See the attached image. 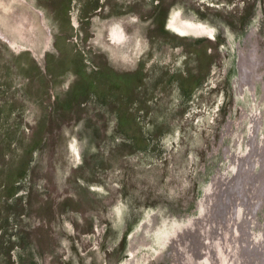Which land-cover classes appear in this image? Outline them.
<instances>
[{
    "label": "rangeland",
    "instance_id": "obj_1",
    "mask_svg": "<svg viewBox=\"0 0 264 264\" xmlns=\"http://www.w3.org/2000/svg\"><path fill=\"white\" fill-rule=\"evenodd\" d=\"M0 264H264V0H0Z\"/></svg>",
    "mask_w": 264,
    "mask_h": 264
},
{
    "label": "bare ground",
    "instance_id": "obj_2",
    "mask_svg": "<svg viewBox=\"0 0 264 264\" xmlns=\"http://www.w3.org/2000/svg\"><path fill=\"white\" fill-rule=\"evenodd\" d=\"M172 27L175 30H178L181 32H187V33H191V34H195V35H201L203 32L202 29L198 25H194V24H191L187 21H182V20L177 19V18L172 22ZM243 57L244 56L240 57V59H241L240 61H242V63L244 62ZM240 72H239V74H240ZM241 75H243V76L245 75V69L241 72ZM239 77H240V75H239ZM190 240L192 241V238H190Z\"/></svg>",
    "mask_w": 264,
    "mask_h": 264
},
{
    "label": "crops",
    "instance_id": "obj_3",
    "mask_svg": "<svg viewBox=\"0 0 264 264\" xmlns=\"http://www.w3.org/2000/svg\"><path fill=\"white\" fill-rule=\"evenodd\" d=\"M111 35L114 38L119 39V37L121 36L120 30H118L117 28H113V30H111Z\"/></svg>",
    "mask_w": 264,
    "mask_h": 264
},
{
    "label": "flooded vegetation",
    "instance_id": "obj_4",
    "mask_svg": "<svg viewBox=\"0 0 264 264\" xmlns=\"http://www.w3.org/2000/svg\"><path fill=\"white\" fill-rule=\"evenodd\" d=\"M176 31H178V30H176ZM179 32H181V31H179ZM244 61V60H243Z\"/></svg>",
    "mask_w": 264,
    "mask_h": 264
}]
</instances>
